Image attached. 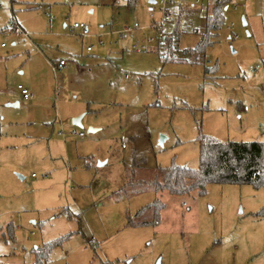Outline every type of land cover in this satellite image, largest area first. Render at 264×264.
<instances>
[{"label": "rangeland", "instance_id": "obj_1", "mask_svg": "<svg viewBox=\"0 0 264 264\" xmlns=\"http://www.w3.org/2000/svg\"><path fill=\"white\" fill-rule=\"evenodd\" d=\"M127 1L0 0V229L14 227L0 264H34L33 249L60 239L43 264H264L263 189L112 196L133 162L137 180L196 169L200 135L264 143V0H230L196 63L184 51L215 0H176L168 23L156 4ZM179 10L178 61L163 62ZM60 60L70 70L53 74ZM155 199L158 226H126Z\"/></svg>", "mask_w": 264, "mask_h": 264}, {"label": "trees", "instance_id": "obj_2", "mask_svg": "<svg viewBox=\"0 0 264 264\" xmlns=\"http://www.w3.org/2000/svg\"><path fill=\"white\" fill-rule=\"evenodd\" d=\"M230 0H215L212 7L206 11L203 33L199 42L192 49L184 51L190 56V62L196 63L204 57L205 50L213 45L217 31L221 26L222 12ZM129 2V1H128ZM127 2V3H128ZM183 10L176 14V26L173 34L164 40L161 59L163 62L174 59L173 39L179 32L182 22ZM159 49V47H158ZM178 61V60H177ZM198 144V167L187 169L171 165L158 168L152 179L137 180L143 167L139 162H133L132 167L125 170V183L112 193L115 198H132L145 192H167L173 196H184L192 192L198 195L205 193L206 187L216 185H248L255 189L264 190V143L263 142H220L214 138L200 135ZM164 204L160 199H155L150 204L138 210L134 215L126 217L127 227H156L161 221V212ZM259 215H264V209ZM14 227L8 223L0 234L7 239H13ZM61 240V239H60ZM60 240L49 243L41 248L32 250L34 264H43L50 252Z\"/></svg>", "mask_w": 264, "mask_h": 264}, {"label": "built area", "instance_id": "obj_3", "mask_svg": "<svg viewBox=\"0 0 264 264\" xmlns=\"http://www.w3.org/2000/svg\"><path fill=\"white\" fill-rule=\"evenodd\" d=\"M125 3H127V0H124ZM176 0H155V4L159 7V11L162 13V23L163 22H171L172 18L174 17V15L172 14V11H170V8L175 6ZM197 3V1L195 2ZM179 7V6H178ZM49 19H51V17H48ZM160 25L161 24H155L154 28H157L158 30H160ZM78 29H85V27L82 24H73V26L71 27V32L73 30H78ZM159 37H161V35L159 34ZM151 41V39H148L147 42ZM137 47H140L139 43L137 42L136 45ZM142 50L147 51V47L146 46H141L140 47ZM65 66V62L64 61H58L56 63H50V67L52 69V72L55 74L56 72H58L59 70L63 69V67ZM257 67H255V70ZM250 70H253V68H250ZM16 90H18L20 92V96L22 99L24 100H29L31 99V95L29 94V92L23 88L21 85H18L16 87ZM78 136L80 138L83 137L82 133H79ZM32 177L34 178V175H32Z\"/></svg>", "mask_w": 264, "mask_h": 264}, {"label": "water", "instance_id": "obj_4", "mask_svg": "<svg viewBox=\"0 0 264 264\" xmlns=\"http://www.w3.org/2000/svg\"><path fill=\"white\" fill-rule=\"evenodd\" d=\"M148 4L149 5H154L155 4V0H148ZM244 25H245V23H244ZM17 105H18L17 102H14L12 104H8L9 107H18ZM82 118H83V115L78 116L75 119H73L72 125L75 126V127H79L80 128L81 127ZM94 131L95 130H91V129L88 130V132H91V133H93ZM159 145L162 146V141L161 140L159 141ZM20 179H22V178L20 177ZM157 264H160V262L158 261Z\"/></svg>", "mask_w": 264, "mask_h": 264}, {"label": "crops", "instance_id": "obj_5", "mask_svg": "<svg viewBox=\"0 0 264 264\" xmlns=\"http://www.w3.org/2000/svg\"><path fill=\"white\" fill-rule=\"evenodd\" d=\"M11 9H13V8H11V4H10V12H13V10H11ZM49 19V18H48ZM52 19V18H51ZM51 19H49V20H51ZM15 29H18L19 31H20V33H23V36L25 37V38H28V34L27 33H25L18 25L15 27L14 26V30ZM85 32H86V30H85ZM35 53H37V52H35ZM61 61V60H60ZM58 62V61H57ZM52 63H56V62H52ZM49 67H50V63H49ZM50 70H51V72H52V69H51V67H50ZM63 70H67V71H69L70 70V68H68L67 66H66V63H65V66L63 67V69H61V70H59L58 72H60V71H63ZM53 73V72H52ZM54 74V73H53ZM55 74H57V72L55 73ZM18 86V85H17ZM23 88H25L26 90H27V85H26V87H23ZM11 92V91H10ZM20 98H21V96H20ZM22 99V98H21ZM15 99H11V100H9V101H11V102H13ZM23 101H29V100H24V99H22ZM17 104H18V102H17ZM18 106V105H17ZM32 177V176H31ZM33 178V177H32ZM5 226L6 225H4V228H5ZM2 229H0V231H1Z\"/></svg>", "mask_w": 264, "mask_h": 264}]
</instances>
